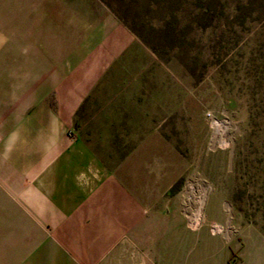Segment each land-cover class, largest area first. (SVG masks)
I'll use <instances>...</instances> for the list:
<instances>
[{"label":"rangeland","instance_id":"rangeland-1","mask_svg":"<svg viewBox=\"0 0 264 264\" xmlns=\"http://www.w3.org/2000/svg\"><path fill=\"white\" fill-rule=\"evenodd\" d=\"M113 1L140 44L84 103L77 135L163 212L142 253L156 232L151 254L209 264L239 227L264 234V0Z\"/></svg>","mask_w":264,"mask_h":264},{"label":"crops","instance_id":"crops-1","mask_svg":"<svg viewBox=\"0 0 264 264\" xmlns=\"http://www.w3.org/2000/svg\"><path fill=\"white\" fill-rule=\"evenodd\" d=\"M136 44L99 0H0V264L173 261L148 251L156 232L144 239L147 252L139 247L163 212L75 129L84 103ZM235 232L204 263L264 264V234Z\"/></svg>","mask_w":264,"mask_h":264},{"label":"trees","instance_id":"trees-1","mask_svg":"<svg viewBox=\"0 0 264 264\" xmlns=\"http://www.w3.org/2000/svg\"><path fill=\"white\" fill-rule=\"evenodd\" d=\"M109 11L112 13L125 27H127L134 35L141 37L134 28L127 22V19L122 15L117 8L114 7L115 1L113 0H99Z\"/></svg>","mask_w":264,"mask_h":264},{"label":"bare ground","instance_id":"bare-ground-1","mask_svg":"<svg viewBox=\"0 0 264 264\" xmlns=\"http://www.w3.org/2000/svg\"><path fill=\"white\" fill-rule=\"evenodd\" d=\"M200 204L202 205V200L200 201ZM197 216H200V210L196 212Z\"/></svg>","mask_w":264,"mask_h":264},{"label":"built area","instance_id":"built-area-1","mask_svg":"<svg viewBox=\"0 0 264 264\" xmlns=\"http://www.w3.org/2000/svg\"><path fill=\"white\" fill-rule=\"evenodd\" d=\"M209 117H211L210 115H208Z\"/></svg>","mask_w":264,"mask_h":264}]
</instances>
